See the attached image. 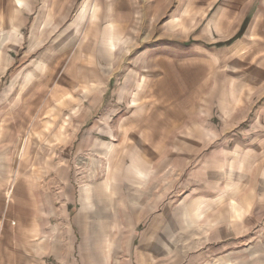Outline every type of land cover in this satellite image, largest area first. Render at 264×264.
Returning a JSON list of instances; mask_svg holds the SVG:
<instances>
[{
  "label": "rangeland",
  "instance_id": "rangeland-1",
  "mask_svg": "<svg viewBox=\"0 0 264 264\" xmlns=\"http://www.w3.org/2000/svg\"><path fill=\"white\" fill-rule=\"evenodd\" d=\"M82 1L54 14L53 29L0 31L11 43L0 46V261L200 263L198 209L219 216L248 192L235 188L236 166L258 143L236 134L253 132L264 94L242 92L252 79L235 75L252 67L250 55L228 58L229 38L211 31L205 42L206 15L189 0H127L133 13L118 15V30L102 4L96 14ZM46 64L64 94L24 82ZM221 180L225 203L211 188ZM253 192L262 211L264 188ZM206 195L218 201L205 208Z\"/></svg>",
  "mask_w": 264,
  "mask_h": 264
},
{
  "label": "crops",
  "instance_id": "crops-1",
  "mask_svg": "<svg viewBox=\"0 0 264 264\" xmlns=\"http://www.w3.org/2000/svg\"><path fill=\"white\" fill-rule=\"evenodd\" d=\"M105 1L107 0H87V2L83 0L80 8H84L85 12V8L86 10L90 9L91 6L89 7V5L93 3L94 6L98 5L99 9L93 13L99 14L101 13L100 7L102 4V12L106 11V13L114 15L113 20L110 16L104 21L113 23V28L118 30L115 25L117 21H121L118 15L124 14L127 16L133 13L132 8L128 6L127 0ZM189 3L190 6L191 4L194 5V7L188 6L190 11L199 5V8H202V12L206 15L204 23L205 42L210 40L208 37L210 36L209 31H211L212 37H214V34L217 38H229L230 40L235 36L233 34L239 31L242 24L246 22L241 36L225 44L222 53L227 54L228 58L233 54L239 55L242 52L245 55H250L247 60L252 62V67L244 71L241 70L242 72H238L235 77L252 79V90L247 89L248 91H246L243 89L242 92L264 94V0H189ZM68 7L69 0H0V31H7V35L10 37L16 33L21 34L23 30L28 31L30 36H33L37 30L53 29V15L64 14L68 11ZM11 14L13 20L9 17ZM93 20L95 19H92L90 28H94ZM98 22L101 23L102 20L98 18ZM8 39H0L3 52L11 44ZM22 41L24 44H33L29 39H20L18 41L19 45L23 44ZM52 44L51 42L50 45ZM44 59V62H46V58ZM45 68L44 73H40L42 71L33 72V74L27 72L23 75L24 82L34 86L38 79L39 85L36 86H38L40 93L44 92L50 95L55 89V91L64 94V83L56 85L55 88V84L58 82L53 80L52 68H48L47 64ZM42 78L44 80H41ZM255 104L253 103L252 106L254 107ZM256 106L251 127L253 132L245 133L244 131L242 134H236L239 142L258 143L252 146V150L240 151L242 153L240 158H243V160L242 162L238 161L236 166L237 182L235 188L248 192L243 194L244 199L238 201L232 210V207L228 204L229 202H226L228 201V194H225V191L229 190V182L221 180L211 184L212 189H220V201L221 203L226 202V206L223 210L224 214L222 213L219 216L212 217L201 209L196 212L195 221L198 223L196 226V247L192 253L195 255L196 261L200 259L201 261L195 264H230V254L235 255V260L231 264H264V231L257 228L260 226V222L264 221V209L258 211V205L253 201L255 196L253 191L264 188V181H262L264 177L259 171L260 167L264 168V100L258 102ZM57 109L64 110V103ZM62 115L64 116V114ZM229 152V150H226L224 154L230 157ZM245 157L255 159L252 162L249 161L248 165L253 167L248 170H245ZM204 188L208 189L209 187ZM4 195L5 198L9 199L11 190L5 191ZM206 198L205 208L212 201H218L216 196L209 199L206 195ZM2 253L3 249L0 247V259ZM0 264L5 263L0 261Z\"/></svg>",
  "mask_w": 264,
  "mask_h": 264
},
{
  "label": "trees",
  "instance_id": "trees-1",
  "mask_svg": "<svg viewBox=\"0 0 264 264\" xmlns=\"http://www.w3.org/2000/svg\"><path fill=\"white\" fill-rule=\"evenodd\" d=\"M245 24H246V22H244V23L242 24V26H241L240 30L238 31V33H237L233 38H231L230 40H228L226 43H230V42H232L233 40H235L236 38L240 37L241 34H242V31H243V29H244V27H245Z\"/></svg>",
  "mask_w": 264,
  "mask_h": 264
}]
</instances>
